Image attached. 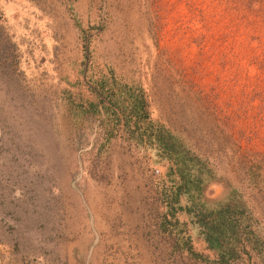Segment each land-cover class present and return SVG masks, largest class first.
<instances>
[{
    "label": "rangeland",
    "instance_id": "obj_1",
    "mask_svg": "<svg viewBox=\"0 0 264 264\" xmlns=\"http://www.w3.org/2000/svg\"><path fill=\"white\" fill-rule=\"evenodd\" d=\"M116 87L198 202L264 239V0H0V264H188L186 234L209 253L174 166L105 132Z\"/></svg>",
    "mask_w": 264,
    "mask_h": 264
},
{
    "label": "trees",
    "instance_id": "obj_2",
    "mask_svg": "<svg viewBox=\"0 0 264 264\" xmlns=\"http://www.w3.org/2000/svg\"><path fill=\"white\" fill-rule=\"evenodd\" d=\"M119 92L117 87L109 89L102 98L105 103L102 109L109 122L111 120L114 124L110 125L108 122L105 132L111 133L116 129L126 132L129 138L140 140L141 145L156 151V156L174 166L177 186L170 193V199L176 204L181 197L186 201L190 200L187 222L195 230L207 253L211 254L210 257L209 253L194 250L190 236L186 234L185 237L174 239V246L179 250V255H183L182 259L188 260V264H264V239L260 235L258 222L239 219L236 216L244 210H236L234 206L206 204V200L202 198L204 204H200L195 197L197 187L192 185L194 179L190 178L195 174L184 170L181 162H178V154H173L171 148L158 139L161 127L154 124L147 115L146 103L142 98L134 96L125 100L118 96ZM174 221L179 222L176 216ZM185 222L186 220L181 221ZM172 226L175 227L176 223Z\"/></svg>",
    "mask_w": 264,
    "mask_h": 264
}]
</instances>
